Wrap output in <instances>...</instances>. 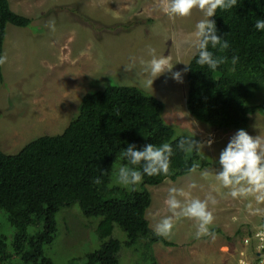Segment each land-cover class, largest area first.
I'll return each mask as SVG.
<instances>
[{"label": "rangeland", "instance_id": "rangeland-1", "mask_svg": "<svg viewBox=\"0 0 264 264\" xmlns=\"http://www.w3.org/2000/svg\"><path fill=\"white\" fill-rule=\"evenodd\" d=\"M9 2L13 11L31 17L32 22L27 27L7 26L3 53L7 62L0 82L1 149L13 154L38 136L63 132L89 91L111 83L139 87L164 103L163 118L178 134L194 135L201 142L213 140L211 147L205 145L200 150L213 162L211 165L176 181L147 185L152 203L146 215L150 225L170 215L165 205L170 187L182 188L202 200L211 194L218 201L209 205L215 216L211 230L218 227L220 231L197 239L195 221H178L168 239L175 245L154 244L158 264H264V256L254 246L263 236L256 234L264 227V215H250L247 200H234L213 190L217 185L215 173L221 171L214 162L239 129H216L190 114L187 73L182 74L183 82L164 73L154 80L152 89L142 85L148 76L140 61L151 59L149 47L156 49L157 56L166 57L174 65L173 71L184 69L197 52L187 40L196 23L204 18L203 13L194 9L190 17L170 18L159 10L157 0ZM49 21L55 22L54 33L48 27ZM132 57L136 66L128 71L125 65ZM241 129L254 137L264 135V112L253 114L249 125ZM205 170L209 172L207 179L201 176ZM112 179L120 184L117 168ZM192 184L196 186L190 187ZM56 219L58 235L53 244L46 246V255L54 264H83L85 255L101 243L96 232L100 218L84 216L75 202L63 207ZM8 226L6 216L0 214V229L5 231ZM113 236L123 243L122 264H147L140 251L125 246L127 234L120 227L115 226ZM13 260L18 263L19 255L15 254Z\"/></svg>", "mask_w": 264, "mask_h": 264}, {"label": "trees", "instance_id": "trees-1", "mask_svg": "<svg viewBox=\"0 0 264 264\" xmlns=\"http://www.w3.org/2000/svg\"><path fill=\"white\" fill-rule=\"evenodd\" d=\"M211 19L229 47L221 51L209 45V50L227 57V62L213 71L196 63L197 52L193 55L186 72L187 108L213 128H246L253 114L264 112V30L254 27L257 19H264V0H237L236 6L218 9ZM31 22V17L13 11L9 0H0V56L8 24L27 27ZM233 56L238 57L235 64ZM163 110L164 103L141 88L111 83L83 95L63 132L38 136L13 154L0 147V214L9 223L5 231L0 229V264H15V254L20 258L16 264H54L46 246L58 235L56 216L75 202L84 216L100 218L96 232L101 243L85 255L83 264H122L123 243L113 236L115 226L127 234L126 247L140 251L147 264H158L154 244L175 243L157 236L150 226L146 212L152 198L147 185L176 181L191 173L194 163L197 170L213 163L200 151L178 148L179 139L188 134H178L163 118ZM149 143L172 145L169 175H144L137 185L113 183L115 168L129 166L142 172V164H129L124 149L135 144L142 150ZM214 164L222 170L219 160ZM97 178L100 183H95Z\"/></svg>", "mask_w": 264, "mask_h": 264}, {"label": "clouds", "instance_id": "clouds-1", "mask_svg": "<svg viewBox=\"0 0 264 264\" xmlns=\"http://www.w3.org/2000/svg\"><path fill=\"white\" fill-rule=\"evenodd\" d=\"M237 5V0H157V7L170 18L190 17L194 9L200 10L204 18L195 25V31L188 37L187 43L195 48L198 53L196 63L200 66H207L215 71L219 65L227 62V57L214 56L209 50V45L213 49L219 46L223 51L229 47L227 40H223L217 34V27L213 17L217 10H229ZM48 27L54 33L56 31L55 22L49 21ZM257 30H264V19H257L254 23ZM148 55L150 60H141L143 71L148 78L142 81L145 89H152L154 80L164 73H171V78L177 82H183L182 74L190 70L189 63H185L184 69L173 71L174 65L163 56L156 55V49L149 47ZM238 57H232V63L235 64ZM7 62V55L0 56V66ZM181 62V61H180ZM136 66L135 57L131 62L125 65L126 70L131 71ZM212 139L201 142L194 139L192 135L181 137L178 142V148L184 152L193 150L199 152L205 145L211 147ZM173 147L170 143H163L156 146L149 143L142 150H137L135 144H129L124 149V156L132 166H143L142 172L135 167L122 166L118 170V182L121 185H137L143 181L144 175L164 176L169 175L171 166V156ZM221 171L215 173L217 185L214 191L234 200H247L246 209L250 215H264V135L252 136L246 130L239 129L230 139L227 146L221 151L219 156ZM198 164H193L189 172H196ZM205 179L208 178L207 170L201 173ZM95 183H100L97 178ZM195 184L190 187H195ZM222 189H227L222 193ZM218 203L215 196L209 194L203 200L198 197H191L182 188L170 187L165 205L170 215L163 216L156 221L153 228L157 236L171 239L175 224L182 219L195 221L194 236L200 239L204 236H213L211 231L215 221L213 211L209 205ZM156 215H159L157 213ZM255 251L257 252L256 248ZM259 252V251H258ZM261 257L264 256L259 252Z\"/></svg>", "mask_w": 264, "mask_h": 264}, {"label": "built area", "instance_id": "built-area-1", "mask_svg": "<svg viewBox=\"0 0 264 264\" xmlns=\"http://www.w3.org/2000/svg\"><path fill=\"white\" fill-rule=\"evenodd\" d=\"M262 231L258 232L256 234V237H260V235H263L259 238V240L256 242L255 248L257 251L261 252L264 254V227L261 229ZM254 241V240H253Z\"/></svg>", "mask_w": 264, "mask_h": 264}]
</instances>
